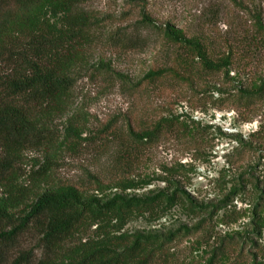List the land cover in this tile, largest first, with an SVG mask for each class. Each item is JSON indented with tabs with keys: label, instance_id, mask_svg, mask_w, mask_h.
Returning <instances> with one entry per match:
<instances>
[{
	"label": "rangeland",
	"instance_id": "rangeland-1",
	"mask_svg": "<svg viewBox=\"0 0 264 264\" xmlns=\"http://www.w3.org/2000/svg\"><path fill=\"white\" fill-rule=\"evenodd\" d=\"M139 7L155 27L201 40L215 70L196 58L179 78L145 81L174 66L177 48L141 24ZM82 9L105 20L70 72L68 107L47 125L56 138L51 153L23 152L20 184L30 187V175L48 160L36 196L75 190L100 206L145 204L122 220L86 226L73 239L79 249L120 252L115 243L151 238L167 264H207L223 243L229 249L220 264H264V96L248 106L239 101L264 91V31L256 22L264 26V0H90ZM38 19L64 22L47 6ZM119 31L137 39L135 50L110 49L106 39ZM74 117L80 138L69 144L62 137ZM150 131L157 133L153 142L135 141ZM33 201L15 206L0 188V204L14 216H24ZM21 241L36 263L42 252L34 236Z\"/></svg>",
	"mask_w": 264,
	"mask_h": 264
},
{
	"label": "trees",
	"instance_id": "trees-1",
	"mask_svg": "<svg viewBox=\"0 0 264 264\" xmlns=\"http://www.w3.org/2000/svg\"><path fill=\"white\" fill-rule=\"evenodd\" d=\"M89 1L0 0V188L7 191L15 206L34 198L28 212L20 217L0 204V264H32L33 251L22 250L21 241L29 233L42 252V257L34 264L168 262L167 257L157 254L159 249L153 247L156 241L151 238L136 237L130 242L115 243V248L124 247L120 252L74 246V236L86 226L107 218L122 220L129 213L141 211L144 203L114 200L100 206L81 200L75 190L43 192L36 196L31 192L40 180L48 177L51 170L48 160L30 175V187L19 182L23 179L19 167L23 152L44 148L51 153L56 138L47 125L53 116L62 115L68 107L75 85L70 72L83 61L95 30L105 20L82 9ZM128 1L134 3L136 0ZM44 6L52 17L64 16L62 26L38 19ZM139 8L141 24L161 31L164 39L177 48L174 66L147 74L145 81L153 83L166 76L179 78V72H188L196 58L200 59L204 70H215L203 56L205 45L201 40L187 39L169 26L162 30L155 27L144 8ZM256 22L257 29L264 31V26ZM106 43L112 50L126 52L136 49L137 39L119 31L110 35ZM224 64L227 65L228 60L225 59ZM263 96V87H260L253 94L243 93L239 101L248 106ZM79 124L76 117L68 121L62 137L64 142L71 144L79 140ZM156 131L137 134L134 139L139 144H150L157 136ZM227 249L229 246L222 243L207 264H220Z\"/></svg>",
	"mask_w": 264,
	"mask_h": 264
}]
</instances>
